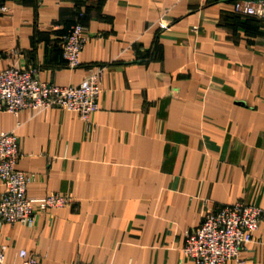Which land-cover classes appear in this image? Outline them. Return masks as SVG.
Instances as JSON below:
<instances>
[{"label":"crops","instance_id":"obj_1","mask_svg":"<svg viewBox=\"0 0 264 264\" xmlns=\"http://www.w3.org/2000/svg\"><path fill=\"white\" fill-rule=\"evenodd\" d=\"M233 1L0 0V70L69 86L103 68L90 123L58 107L0 111L26 194L73 199L30 226L0 221L4 264L20 249L41 264H193L184 233L207 210L264 208V19ZM75 22L87 41L70 69ZM221 264H264V213L240 261Z\"/></svg>","mask_w":264,"mask_h":264},{"label":"built area","instance_id":"obj_2","mask_svg":"<svg viewBox=\"0 0 264 264\" xmlns=\"http://www.w3.org/2000/svg\"><path fill=\"white\" fill-rule=\"evenodd\" d=\"M233 10L264 19V0H234ZM86 41L81 24H72L61 44V57L67 68L79 65V53ZM102 77L103 68L97 66L91 68L78 84L59 86L40 80L34 69L8 66L0 70V111L15 115L23 109L41 111L58 107L90 123L91 115L98 109ZM19 155L14 131L0 132V182L3 185L0 221L30 226L40 212L70 205L73 199L54 192L43 197L28 196L26 186L32 175L16 169ZM263 213L262 207L239 202L224 205L216 211L207 210L197 227L185 231L181 251L193 264L239 262L241 252L253 240ZM5 252L6 246L0 244V264H4ZM16 256L18 262L13 264H41L37 256L27 254L24 249Z\"/></svg>","mask_w":264,"mask_h":264},{"label":"trees","instance_id":"obj_3","mask_svg":"<svg viewBox=\"0 0 264 264\" xmlns=\"http://www.w3.org/2000/svg\"><path fill=\"white\" fill-rule=\"evenodd\" d=\"M76 23V22H75Z\"/></svg>","mask_w":264,"mask_h":264}]
</instances>
